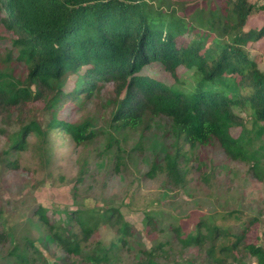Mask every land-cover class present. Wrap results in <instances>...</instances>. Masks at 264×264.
<instances>
[{"label":"trees","instance_id":"16d2710c","mask_svg":"<svg viewBox=\"0 0 264 264\" xmlns=\"http://www.w3.org/2000/svg\"><path fill=\"white\" fill-rule=\"evenodd\" d=\"M180 4L179 0H0V24L13 36L12 48L28 73L21 80L11 68L0 69L2 122L8 129L14 123L20 126L9 138V150L22 149L28 131L43 134L36 121L24 120L25 109L37 103L50 112L49 127L78 146L92 142L96 132L90 121L71 123L59 118L58 112L81 95L90 98L98 82L107 79L115 83L119 95L110 121L116 131L146 129L160 116L172 122L177 143L173 156L166 159V171L175 187L186 178L180 142L195 148L217 141L230 159L248 163L254 177L263 181L264 71L249 48L264 39V26L250 28L249 23L264 6L259 9L249 0H197L196 8L186 13L185 7L180 14ZM12 58L9 52L4 62ZM154 63L176 83L179 68L193 71V85L183 91L139 76ZM71 76L77 77L75 88L65 94L62 89ZM236 127L241 128L239 137L231 134ZM7 132L0 127V135ZM116 158L119 161L120 156ZM2 162L17 168L8 158ZM37 213L61 248L83 259L71 264L102 262L100 257L83 255L82 243L94 231L89 219L73 214L84 234L81 239L69 228H56L41 209ZM121 220L118 214L119 230L127 233L129 226ZM216 232L210 229L209 238ZM200 238L205 236L189 235L185 243L200 245ZM243 238H237L232 248ZM8 240L0 228V243ZM33 249L27 242L10 255L17 264H33ZM245 249L257 264H264L263 246L247 244Z\"/></svg>","mask_w":264,"mask_h":264},{"label":"rangeland","instance_id":"374dc122","mask_svg":"<svg viewBox=\"0 0 264 264\" xmlns=\"http://www.w3.org/2000/svg\"><path fill=\"white\" fill-rule=\"evenodd\" d=\"M179 1L180 14L185 7L186 13L196 8L197 0ZM249 1L259 9L264 6V0ZM249 26H264V9L256 11ZM12 40L0 24V69L11 68L24 80L27 69L17 60ZM249 50L264 71V39ZM9 52L13 58L6 64ZM139 76L183 91L193 85V71L179 68L176 83L158 63ZM76 79L67 80L65 94L74 90ZM118 97L115 83L105 79L90 98L81 95L63 105L59 118L94 126L95 139L81 146L49 127L50 112L37 103L25 109L24 120L36 121L43 134L28 131L23 148L11 151L9 138L20 126L14 123L8 129L0 116V127L8 131L0 135V228L9 238L0 243V264H17L10 253L27 242L34 247L33 264L83 260L61 248L40 220L39 209L56 228H69L81 239L84 234L73 214L89 219L94 231L82 243L83 255L102 258L90 264H257L245 245L264 246V180L254 177L248 163L230 159L217 141L195 148L180 142L186 178L175 187L166 171V159L173 156L177 143L172 122L160 116L146 129L116 131L110 121ZM241 115L248 119V113ZM231 134L239 137L241 128H233ZM5 158L17 168L4 165ZM118 214L129 226L127 233L119 230ZM210 229L217 231L213 239ZM199 234L205 236L200 245L185 243L189 235Z\"/></svg>","mask_w":264,"mask_h":264},{"label":"built area","instance_id":"2783aa9c","mask_svg":"<svg viewBox=\"0 0 264 264\" xmlns=\"http://www.w3.org/2000/svg\"><path fill=\"white\" fill-rule=\"evenodd\" d=\"M264 247V246H263Z\"/></svg>","mask_w":264,"mask_h":264}]
</instances>
